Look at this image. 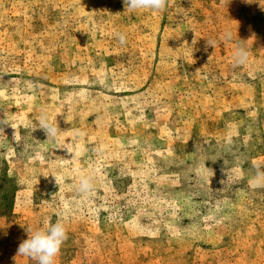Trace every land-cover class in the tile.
Wrapping results in <instances>:
<instances>
[{
	"label": "rangeland",
	"instance_id": "1",
	"mask_svg": "<svg viewBox=\"0 0 264 264\" xmlns=\"http://www.w3.org/2000/svg\"><path fill=\"white\" fill-rule=\"evenodd\" d=\"M5 119L0 264L58 219L56 264H264V0H0Z\"/></svg>",
	"mask_w": 264,
	"mask_h": 264
},
{
	"label": "clouds",
	"instance_id": "2",
	"mask_svg": "<svg viewBox=\"0 0 264 264\" xmlns=\"http://www.w3.org/2000/svg\"><path fill=\"white\" fill-rule=\"evenodd\" d=\"M124 9L127 11L152 10L163 11L168 5V0H123ZM121 45L127 41L126 34L118 32L115 34ZM231 33H225L223 39H230ZM207 45L215 47L216 41L208 39ZM249 59V50L243 45H238L233 55L232 67L239 68L244 66ZM41 129L46 132L47 137H55L60 131L57 124L49 122L47 116L42 114L40 117ZM11 126L7 120L0 121V131L5 127ZM15 129L13 126H11ZM16 130L12 138L15 139ZM223 183V181H222ZM254 187L264 188V170L257 168L255 176L251 180ZM94 176L82 175L79 178L77 190L84 195L90 194L94 190ZM28 238L20 242L17 249V256L28 257L35 261V264H56V258L59 256L62 246L68 239L67 228L64 222L56 220H46L44 226L35 231L27 229ZM16 256V257H17ZM15 257V258H16Z\"/></svg>",
	"mask_w": 264,
	"mask_h": 264
}]
</instances>
